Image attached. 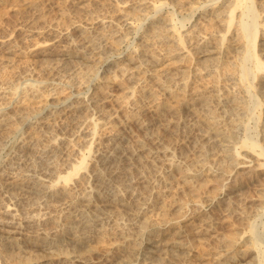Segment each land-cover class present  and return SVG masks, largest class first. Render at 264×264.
Masks as SVG:
<instances>
[{"label": "rangeland", "instance_id": "obj_1", "mask_svg": "<svg viewBox=\"0 0 264 264\" xmlns=\"http://www.w3.org/2000/svg\"><path fill=\"white\" fill-rule=\"evenodd\" d=\"M9 1L10 5H7L9 9L6 7L5 15L0 18V110L2 109L1 112L4 111L3 113L8 117L6 121L0 120V212L4 209L3 207L8 205L14 215L13 221L21 226L22 233L30 236H42L47 233L50 235L48 237L57 234L56 237L60 238V230L66 222H69L70 218L76 219V221L77 219L85 220L88 225L91 224L89 226L92 230L86 232V238H84L82 245L73 248L75 254H80L86 258L82 264L147 263L149 260L142 262L140 258V252L144 249L143 245H141L138 255H136L138 247L133 246L135 245L134 241H138L141 237L144 238L149 229V226H144L143 223H154L165 216L167 219H175L180 212L191 216L192 214L188 213H190L192 207L207 205L209 203L208 190L211 188V182L204 183L205 180L210 178V176L204 174L209 161L212 162L210 165L212 164L215 169V162H218V160L222 162L225 153L220 148L216 149L213 155L209 154L211 157H205L200 146L197 147L196 144H191L193 133L189 132L184 137L179 130L183 126L182 121H179V123H182L178 126L177 132L172 127L175 124V118L171 117V120L170 117H167L165 119L163 115L165 112H160L158 115V111L153 109L154 107L151 105L153 102L151 101L161 91L153 75L160 74V79L167 85L168 75L166 77L161 73H164L165 68L172 66L170 74L173 73L171 78L173 79V86L176 87L178 82L186 80L191 92L197 90L196 87H198V90L208 87V85H205L208 82L207 79H205L206 81L200 80L199 75H194V69L196 68L193 63L194 58L196 59L200 54L194 55L197 48L193 42L195 41L196 44V40L202 36H204V39L209 37L208 39L211 42L217 41L220 33L216 32V34L215 31L221 26L219 27L217 23L213 25V22H210L213 27L207 22V17H209L211 7H217L226 0H208V3L212 1H216V3L212 6H200L194 11L195 6L207 0ZM21 1H24L25 4L20 3ZM255 1L260 11L257 18L258 29L260 28L258 35L260 36L264 30V1ZM153 2L160 7L156 14L153 12L152 18H154L155 23L162 26L165 22L169 24H164V28H167L168 31L165 32L166 29H164L162 33L164 31L169 35L171 34L176 40L177 31H179L182 38L187 41L182 45L179 44L180 47L175 48L176 50L181 48L180 52L177 50L178 53L174 51L173 55L171 53L168 55L166 42L161 43L155 38L154 40L153 37H146L151 34L153 28H156L152 27L149 21L151 19V16H149L151 6L149 4H153ZM190 10L192 13L189 12ZM136 11L138 12L136 13ZM238 12L239 10H235V16L238 15ZM132 13L142 17V20H125V15ZM171 17H174V21H168ZM155 18L157 19L155 20ZM160 18L162 19L159 21ZM180 22L184 23V27L179 28ZM212 27L216 30L212 31ZM191 29L192 32L189 34L187 31H191ZM232 29L233 25L225 38H230L231 42H235ZM145 34L147 35L145 36ZM185 34L187 35L185 36ZM86 41L90 42L87 43ZM259 43H262V41L257 39L256 46ZM54 51L72 52V54L75 51L80 55L83 53L85 57L79 59V61L78 58L64 56L57 62V59L49 57V55L55 53ZM142 53H146L144 58L148 57L146 58L148 63L153 57V59L157 58V64L154 66H139V69L136 67L131 69L133 65L127 66V74L130 71L131 76L133 75L131 80H127V82V76L120 75L121 66L124 63L128 65L129 58L138 59L137 57L141 56ZM191 53H193L192 56ZM186 62L189 64L185 65ZM102 63L108 64L107 67H102ZM179 66H181L180 69H178ZM184 70L185 72H182ZM191 73L193 78L190 75ZM212 78L210 77L209 80L212 81ZM221 78H219L220 81L217 85L219 87L223 84L220 86L222 93L226 95L231 92L243 93L239 91L242 89L241 84L239 89H235L231 84V80L227 79V82L226 79ZM124 81H126V84ZM233 81L235 80L233 79ZM256 81H253L255 85H257ZM30 84L33 86L29 88L33 90L27 89L28 86H31ZM10 85L18 87L15 94H11L10 90H13V87ZM127 85L130 88L133 86L132 88L135 91L133 97L126 96L129 88ZM228 85H230V89ZM2 87H5L4 91L1 90ZM100 87L103 89V94ZM94 91L101 98V101L98 102L99 106L90 101V95L93 96ZM71 93L73 96L71 100L78 102L77 104L71 106L69 101L58 104L63 96ZM153 93L154 96H152ZM162 96L160 94L157 98L159 97L158 99L162 100ZM73 106H75V110ZM39 108L40 112H37ZM162 109H164V106L159 110ZM25 114L28 119L22 122L21 118ZM249 114L252 119L249 121L251 123H248L247 129L248 133L251 134L254 133L257 118L255 110L254 113L250 112ZM258 117H260V121L257 129L261 132L264 125V100L262 113ZM159 118L161 119L159 120ZM189 118L184 121L186 123L185 127L191 122L188 120ZM245 118H248V116H245ZM90 127L92 129L94 127L93 134L90 136L84 135L86 134L85 131L91 129ZM153 128L158 134V138L155 140L152 134ZM167 132H169V135H167ZM156 140L158 143H155ZM159 143H165L163 146L171 153L175 165L181 166V169H174L175 172L173 173L165 167L161 169V164L157 162L158 160H155V154H152L155 147L160 145ZM107 147L113 148L112 150L115 149L113 154L115 158L113 156V158L106 157V160L107 158L111 160L108 159V162L104 164L107 168L104 171V176L106 175L105 178L107 184H109L108 187L106 184L104 188L98 180L96 181L92 171L100 170L104 166L100 160L104 154L105 156L109 155L105 151ZM195 149L197 152L200 150L196 155L193 154ZM230 149V152L235 155V162L244 161V166L254 164L244 158L245 152L239 148V143L231 144ZM220 150L222 153L218 155L217 153H220ZM213 156L216 157L213 158ZM195 157L198 158H196L197 161ZM81 158H84L83 168L78 170L77 174L73 175L67 183L63 184L62 180H59L55 184L57 176H64L70 171L71 166ZM193 159H195L194 162ZM190 160L193 162L192 166L189 165ZM222 164L224 165V163ZM227 165L229 166L227 171L233 174L236 172L235 176H238V183L242 182L239 183L238 192L233 193L234 197L232 199L233 205H237L238 210L235 213L234 220L239 219L240 221L242 220L241 217L252 216V213L259 211L262 206L264 198L261 197V194L264 190V181H262L264 177L254 174L255 177L244 179L243 175H240L241 166H235L231 163H227ZM184 169H188V177L183 176ZM194 170H197V173ZM184 179L190 182L186 183ZM196 179H198V186L197 182L195 183ZM53 185H57L54 188L55 191L50 192L52 190L50 187ZM97 186L98 188H96ZM99 186L105 190H102ZM259 190L262 192H258ZM86 197L89 199L88 201ZM236 198L239 200L237 201ZM187 204H189V209L186 212V209L183 210ZM101 208L109 209V213L106 215L98 213ZM213 208L219 209L216 204L211 209ZM211 209L204 208L206 213H211ZM239 211H243V215H239ZM216 212L214 211V215H216ZM199 214L201 215V213H198L193 219V223H199ZM29 215L34 217L37 215L38 218L35 217L31 223H28L27 219L31 217ZM52 220L55 222H52ZM263 222L264 216L256 218L254 224L256 230L258 229L257 232L263 231V227H261ZM36 223L37 225H35ZM33 226L37 228L32 229ZM69 227H71L70 232L62 234L61 241L66 242L67 245L69 244L71 251L72 246L69 240L73 238L72 233L76 234V232L72 229L74 224H69ZM164 227L161 228L165 231L166 227ZM214 227L219 230H217L218 232L226 231L229 228L224 223L216 224ZM178 230L183 229L179 227ZM247 230L248 227L245 226L240 234L246 236ZM67 245L63 247L64 250L68 248ZM10 251L12 252L11 249L8 252L11 253ZM13 252L12 255H17ZM39 252V250L27 248V251L20 255L23 257L24 254L25 258H32L33 260L35 258L42 260L43 253L40 252L39 254ZM10 260L4 264H11L13 261ZM157 261L151 262V264H174L164 254L162 259ZM196 263L198 262H194V264ZM41 264H60V262L51 259L48 263L43 262Z\"/></svg>", "mask_w": 264, "mask_h": 264}, {"label": "bare ground", "instance_id": "obj_2", "mask_svg": "<svg viewBox=\"0 0 264 264\" xmlns=\"http://www.w3.org/2000/svg\"><path fill=\"white\" fill-rule=\"evenodd\" d=\"M20 3L25 4L24 1H21ZM215 3H216V1H212L210 3H208V0L204 1L202 4H198L197 6H195L193 11L198 9L200 6H204V7H206L207 5L212 6ZM261 3H263V2H261ZM173 4H171L172 7H174ZM7 5H10L9 0H0V16H1L0 18H2L5 15V12H6L5 8L8 7ZM149 5L151 6V10L149 9L151 11V12H149V16H151V19L149 21L151 22V26L156 27V28L155 29L153 28V30H151L153 32V34L151 32L150 35L145 34V36L146 35H147L146 37L150 36V38L153 37V39L155 38L156 40L160 41L161 43L166 42V46L168 48V55H169V53H171V55H173L174 51H176L177 53H178V51L180 52L181 48H180V50H178V48H177L178 51L175 48L180 47L179 44L182 45L187 41H185L182 38V35L179 31H177V39L175 37L176 40H174V37L171 34L169 35V34L165 33L166 31H168V29L164 28V24L169 25L168 22L163 23V26H162V25H158V23H155L154 18H152L154 13L156 14L158 12V10L160 9V7H158L156 4H154V2H153V4L150 3ZM262 6L263 5L261 4V7ZM215 7L216 6L211 7V10L209 12V17H207L208 18L207 22H209V24H211L210 22H213L212 23L213 25H214V23H217L219 27L221 26V28H218V30L215 31V33L216 32L220 33V35L218 34L219 38L218 39L216 38L217 41L211 42L208 39L209 37L204 39L203 38L204 36H202L201 38H198L196 40L197 41L196 44H195V41L193 42L195 47L197 48L196 49L197 51L194 52V55L200 54L199 57H197L196 59L194 58L193 63L196 65V68L194 69L195 70L194 75H199L200 80L201 79H203V80L207 79L208 82H206L205 85H208V87H206V89L204 88L201 90H198V87H196L195 89H197V90L192 91L193 92L192 93L189 90L190 88H188V83L186 80H184L183 82H178L177 80H175L178 82V85L175 87V86H173V81H172L173 79H171L173 76V73L170 74V72H171L170 69H172L171 68L172 66L167 67L164 69V73H161V74L166 75V77L168 75L167 85H165V83L160 79V74L153 75L157 84L159 85V90L161 91L160 94L163 95L162 96L163 99L160 100V99H158L159 97L157 98V96L160 95L159 94L153 98V101H151L153 103H151V105L154 107L153 109H156L158 111V115L160 112H165V113H163L165 119L167 117H170L171 120H172V118L176 119L175 124L172 125L174 131H177L178 126L183 122V126H181L179 128V130L183 133L184 137H186V135L189 132L193 133V137H192L193 139H191V144H193V145L196 144L197 147L200 146L205 157L209 156V154L213 155L214 151L216 149H220V148H222L221 150L225 151V153L223 154V157L221 160L222 162H219V160H218V162H215L216 163L215 169H214V167H212V164L210 165V163H212V162H210L209 159H207L209 161V165L207 166L206 173L205 174L202 173L204 175H208V177L210 176V178H208V180H205V182L203 181V179H201V181L204 183H206L207 181H209V183L211 182V184H210L211 188H210V190H208V192H209L208 193L209 203L207 205H200V206L195 205L196 208L192 207V210L190 211V213H188V214H192L191 216H188L186 213L182 214L183 212L182 213L180 212L178 217L175 219H173V218L167 219L166 216L165 217L162 216L163 218L159 219L158 221H155L154 223H148V224H145L146 222L143 223L144 226L148 225L149 229H148L147 233L145 234L144 238L141 237V239H139L138 241L137 240L134 241L135 245H133V246H136V248L138 247L136 249L137 250L136 255H138V251H139V249H141V245H143L144 249H142V251L140 252L141 253L140 258L142 259V262L149 260L145 264H151V262H154V261L156 262L157 260L160 261V259H162L163 254L167 255L168 259L172 260L171 262L174 264H194V262H198L199 264H264V222L261 224L262 225L261 227H263L262 232H257L258 229L256 230L255 224H254L257 217L264 216V200H263V204L260 207L259 211L257 210L256 213H252L253 214L252 216H247V217L243 216V217H241L242 220L239 221V219L238 220L235 219L236 220L235 221L234 216L236 215L235 213H237L238 210L236 208L237 205H233V200H232L234 197L233 193L238 192L239 186H240L239 183H242V182L238 183V180H237L238 176H235L236 172L233 171L234 172V174H233L230 171H227V169L229 168L227 163L228 164L231 163V164H234L235 166H239V167L241 166L240 175H243L244 179H251V178H253V176L255 177V175H258L260 177L261 176L264 177V125L262 126L261 132L259 129H257V126H259V121H260V117H258V115H260L262 113V104H263V100H264V30L262 31L263 33L259 36L258 30L260 28L258 29L257 18L260 14V11L258 10V6H257L255 0H226V2L222 3L221 5H218L216 8ZM8 9H9V7H8ZM235 10H239L238 15H236V16H235ZM137 12L138 11H136V13ZM189 12H191V10ZM125 16H126L125 20H128V19L132 20V21H136V20L141 21L142 20L141 19L142 17L136 16L135 13L126 14ZM141 16H143V15H141ZM204 18L206 19V17H204ZM156 19L157 18H155V20ZM161 19L162 18H160L158 20L160 21ZM173 19H174V17L173 18L171 17V19L169 18L168 21L169 20L174 21ZM233 21H234V24H233ZM124 25H126V24H124ZM206 25H208V24H206ZM232 25H233V29H232L233 37H234L235 42L234 41L231 42L230 38H228V39L225 38V35L229 32L230 27ZM215 26H217V25L215 24ZM180 27H184L183 22H180L179 28ZM213 27H212V31L216 30V29H213ZM164 29H166V30H165V32L163 31V33H162V30H164ZM209 29H211V28H209ZM145 31H147V30H145ZM187 32L190 34L192 32V29H191V31H187ZM194 33H195V31H194ZM186 35L187 34H185V36ZM197 37H199V36L197 35ZM216 37H218V36H216ZM257 39H260L262 41V43H259L256 46ZM90 41H88V42H90ZM141 46H143V45H141ZM54 52L55 53H52L51 55H49V57H51L53 59H57L56 60L57 62L60 61L62 58H64V56L65 57L71 56L72 58L74 57V59L78 58V60L85 57L83 55V53H81V55H80L79 53H75V51L73 52L74 54H72V52L67 53V52H63V51H58V52L54 51ZM143 52H145V51H143ZM176 52H175V54H176ZM145 54L146 53H142L141 56L137 57L138 59H135L133 57L129 58V60L127 59L128 65H126L124 63L121 66L119 72H120L121 76H127L126 81L131 80V77L133 76V75L131 76L130 71L127 74V70H128L127 66L133 65L131 67V69L134 67L139 69V66L145 67L147 65L154 66L157 64V61H156L157 58L153 59L154 57L148 63V61L146 60V58H148V57L144 58ZM192 55H193V53H191V56ZM178 64H179V62H178ZM186 64H189V63L186 62L185 65ZM107 65L104 63L101 64V66L104 68L107 67ZM118 65H120V64H118ZM181 66H183V65H181ZM181 66H179L178 69H180ZM182 69H183V67H182ZM192 71H193V69H192ZM182 72H185V70ZM186 72L188 73V70ZM190 75H192V73ZM228 76H229V78H228ZM210 77L211 78L213 77L212 79L214 81L209 80ZM221 77L226 79V81H227V79L231 80L232 81L231 84L233 85V88L235 87V89H237V88L239 89L242 85L241 90H243V91H241V90H239V91L243 92V93L239 94V92L238 93L237 92L236 93L231 92L229 94L227 93V95L222 93L223 91H221L220 86H222L223 84H221V85L219 84L220 85L219 87L217 85V83H219V81H220L219 78L222 79ZM192 78H193V75H192ZM233 79L235 81H233ZM193 80H195V79H193ZM255 80H257L256 81L257 85H255L253 82ZM126 81H124L125 84H126ZM168 82H169V84H168ZM228 84H230V83H228ZM235 84L237 87L235 86ZM10 86H12V85H10ZM32 86L33 85L28 86L27 89L33 90V89H30ZM228 86L230 89V85H228ZM12 87H13V90H10V92H11V94H15L18 87H14V85ZM12 87H10V88H12ZM35 87H37V86H35ZM128 87L130 88V86H128ZM132 87L130 89L129 88L127 89V93H126L127 97H133V95L135 94L134 88H132ZM3 89H5V87L1 88L2 91H4ZM100 89H101V87H100ZM102 92H103V89H101V93ZM225 92H226V90H225ZM4 94H5V92H4ZM74 94H77V93H74ZM92 94H93V96L90 95V101H92L96 106H99L98 102L101 101V98H99L96 91H94V93H92ZM223 94H224V96H222ZM154 95L155 94L153 93L152 96H154ZM126 96H124V97H126ZM72 97H73L72 93L69 95L63 96V98H61V100L58 101V104L64 103V102L66 103L67 101H69L71 106H72V104H77L78 102L76 103V101L71 100ZM151 99H152V97H151ZM134 101H135V99H134ZM162 106H164V109L159 110ZM73 107L75 110V106H73ZM1 110H0V117H1L0 120L6 121L8 119V117H7V115H5V113H3L4 111L1 112ZM38 110L39 111H37V112H40V108ZM254 110L256 112V115L255 114L254 115L257 118V122H255L256 126L254 127L255 128V130L253 131L254 133L249 134L247 127H248V123H251L249 121L252 119V116L250 114L248 115V113H250V112L254 113ZM72 111H73V109H72ZM73 112H75V111H73ZM25 116H26V114H25ZM25 116L21 118L22 122H24L25 119L27 121L28 117L27 116L25 117ZM245 116H248V118H245ZM77 117H78V115H77ZM164 117H162V118H164ZM185 117L186 118L190 117L188 120L191 121L190 124H188L189 126L187 125L186 127H185L186 123H184V121L186 119ZM160 119L161 118H159V120ZM165 119H163V120H165ZM9 120H11V119H9ZM179 121H182V122L179 123ZM139 124H141V123H139ZM95 125H97V124H95ZM166 125H168V124L166 123ZM165 128L167 129V127H165ZM154 130H155V128L152 129V134H153V137L155 140L158 138V136H157L158 134ZM93 131H94V127H93V129L91 128L90 130L85 131L86 134H84V135L90 136L93 134ZM158 132H159V129H158ZM168 133L169 132H167V135H169ZM179 134L181 135V133H179ZM191 136H192V134H191ZM184 137H183V139H184ZM170 140H171V138H170ZM151 142H153V141H151ZM156 142H157V140L155 141V143ZM166 143L168 144V142H166ZM233 143H235V144L239 143V148H241L242 151L245 152L244 158L248 159L249 162H253L254 164L244 166V164H245L244 161L235 162V155L233 152H230V150H231L230 145ZM159 144L163 146V144H165V143H163V144L159 143ZM188 144H190V143H188ZM85 145H87V144H85ZM160 145H157L156 147L154 146L155 150L153 151L154 153L152 152V154H155V157H156L155 160H158L157 162L159 164H161V167H162L161 169H163L165 167L166 169H168L172 173L175 172V171H173L174 169H177V170L181 169V166L175 165L174 161L172 160L173 157L171 158V153L167 150V148L164 146L161 147ZM159 146H160V148H159ZM188 147L190 148L191 146H188ZM114 148L117 149L116 146H114ZM194 148H196V147H194ZM112 149L110 147L106 148L105 151H107L109 153V155L106 154L107 156H105V154H104L101 157L100 162L102 165L107 163L108 162L107 160L113 156L115 149L114 150H112ZM198 152L195 149L193 154L196 155V153H198ZM173 153H174V151H173ZM221 153H222V151L220 153H217V154L221 155ZM193 154H192V156H193ZM203 154H200V155H203ZM106 157H110V158H107V160H106ZM113 157L115 158V156H113ZM209 157H211V156H209ZM215 157L213 156V158H215ZM196 158L197 157H195V159ZM184 159H186V158H184ZM195 159H193V162ZM197 159H196V161H197ZM199 159H200V157H199ZM193 162L191 161V163L189 165L192 166L191 164ZM198 162H200V161H198ZM204 162H207V161H204ZM233 162H235V163H233ZM184 163H185V161H184ZM222 163H224V165ZM83 164H84V158H81L79 161H77L76 164L71 166L70 171L67 172L64 176H57V181L55 182V184L58 183L59 180H62L63 184L67 183L73 175L77 174L78 170L83 168ZM213 164H214V162H213ZM193 166H194V164H193ZM189 167H187V168H189ZM232 167L233 166L231 165V168ZM196 168H198V167H196ZM106 170H107V168L104 165V166H102V168H100V170L92 171V172H94V175L96 177V181L98 180V182L101 185H103L104 188L106 187V184H107V180L105 178L106 175L104 176V171H106ZM195 171L197 173V170H194V172ZM177 172H179V171H177ZM179 173H182V172H179ZM183 173H184V175L182 174L183 176H187V177L189 176L188 169H184ZM193 175H191V176H193ZM215 176H217V178H215ZM167 177H165V178H167ZM195 177H196V175H195ZM202 177H204V176H202ZM206 178H207V176H206ZM206 178H204V179H206ZM240 179H242V178H240ZM184 180L186 183L190 182L189 181L190 178H189V180H186V179H184ZM196 180L197 181H195V183L197 182V186H198L199 185L198 179H196ZM33 181H35V180H33ZM54 181H55V179H54ZM262 181H264V178ZM44 182H40V183H44ZM260 182H261V180H260ZM108 183H109V181H108ZM108 185L109 184H107V187H108ZM56 186L57 185L51 186L50 188L52 190L50 192H54L55 191L54 188ZM189 186H190V184H189ZM96 188H98V186ZM100 188L102 189V187H100ZM197 188H196V190H197ZM245 188H244V190H246ZM193 190H194V188H193ZM260 190L258 192L263 191V193L261 194V197L264 198V190H262V191H260ZM100 194H102V193H100ZM103 194H104V192H103ZM52 195H53V193H52ZM64 195L66 196V194H64ZM67 196H68V194H67ZM103 196H105V195H103ZM238 196H240V195H238ZM242 196H243V194H242ZM86 200L88 201L89 199L86 197ZM111 200L113 201V199H111ZM114 200H115V198H114ZM238 200L239 199H237V201ZM241 200H242V198H241ZM237 201H235V202H237ZM214 204H216V206H218V208H219L218 210H216V208L211 209ZM5 205H3V206H5ZM188 205L189 204L185 205V208L183 211H185V209H186V212L188 211V209H189ZM192 205H194V204H192ZM238 206H239V204H238ZM241 206H244V205H241ZM250 206H251V204H250ZM3 208L4 209H2V211L0 212V261H1V264L2 263L4 264L5 262H7L10 259L13 261L11 264H41L43 262L48 263L49 261H51V259L58 260V262H60V264H70V263L71 264H82L84 262V259H86L83 256H81L80 254H75V251L73 250L74 247H76L78 245H82L84 243V238H86L85 237L86 232H88V230H92L89 226L91 224L88 225L87 224L88 222H85L84 219L81 218L84 221H81L80 219H77V221H76V219L70 218L69 222H66V224H64L63 227L61 228V230H60L61 232L59 233L60 238L56 237V236H58L57 234H54L53 237H48L50 235H48L47 233L42 235V236H40V235L30 236L29 234L22 233L21 226L16 224L17 222L15 223L13 221L14 215H13V212L9 209V206L6 205ZM204 208L211 209L212 214L209 212L206 213ZM94 210H92V211H94ZM98 210H100V209H98ZM92 211H91V213H93ZM214 211L215 212L217 211L216 215H214ZM98 213L106 215L109 213V209H102L101 208V210ZM198 213H201V215L199 214L200 216L198 218L199 223L195 224V223H193L194 222L193 219L195 218V216ZM94 214H95V212H94ZM239 215H243V211H241L239 213ZM29 216H31V217H29L27 219L28 223H31L32 220H34L35 217H37V215L35 217L32 215H29ZM25 217H23V218L25 219ZM96 217H97V215H96ZM54 220H52V222ZM71 223L74 224V227L72 229L76 232V234H74V232H73L72 233L73 238H71L69 240V243L72 246V249L70 251V248L68 246L69 244L67 245L66 242L64 243L63 241H61V236H62V234L68 233V231L71 229V227H69V224H71ZM223 223L226 224V226H228L229 228L226 229L227 227H224L226 229V231L222 230L221 232H218L219 230L217 229L218 230L217 231L216 227H214V225H216V224L220 225ZM35 225H37V223ZM162 226L166 227V228L164 227L165 231L162 230V228H161ZM245 226L248 227V230L245 233L246 236H242L240 233H241V230ZM179 227H182L183 230L179 231L178 230ZM218 227H220V226H218ZM33 228H37V227L33 226L32 229ZM38 229H37V231H38ZM45 231H47V230H45ZM65 245H67L68 251L66 248H65L66 250H64L63 247ZM27 248L32 249V250H39L40 252H42L43 255H42V257L40 256L42 258V260H40V258L39 259L35 258L34 260L32 258L31 259L25 258L24 254H23V257H24L23 258L20 254L24 253V251L26 252ZM10 249L12 250V252L15 251L13 253H16L17 255H15V256L12 255L11 251H10L11 253H9L8 251ZM16 250H18V251L16 252ZM31 252H33V251H31ZM40 252H39V254H40ZM35 253H34V255H35ZM37 254H38V252H37ZM131 254H133V253H131ZM157 263H158V261H157ZM198 263H196V264H198Z\"/></svg>", "mask_w": 264, "mask_h": 264}]
</instances>
